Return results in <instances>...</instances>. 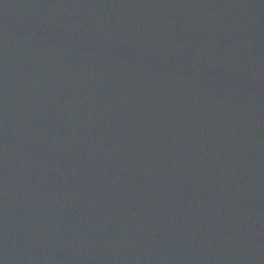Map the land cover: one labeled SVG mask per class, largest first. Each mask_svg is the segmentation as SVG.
<instances>
[{"label":"water","instance_id":"1","mask_svg":"<svg viewBox=\"0 0 264 264\" xmlns=\"http://www.w3.org/2000/svg\"><path fill=\"white\" fill-rule=\"evenodd\" d=\"M0 264H264V0H0Z\"/></svg>","mask_w":264,"mask_h":264}]
</instances>
